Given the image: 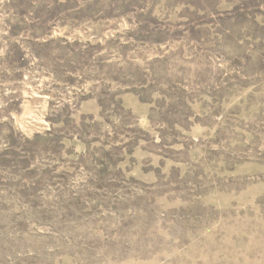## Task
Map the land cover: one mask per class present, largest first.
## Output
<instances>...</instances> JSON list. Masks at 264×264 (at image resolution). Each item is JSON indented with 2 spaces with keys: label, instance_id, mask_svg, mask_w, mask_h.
I'll return each mask as SVG.
<instances>
[{
  "label": "rangeland",
  "instance_id": "1",
  "mask_svg": "<svg viewBox=\"0 0 264 264\" xmlns=\"http://www.w3.org/2000/svg\"><path fill=\"white\" fill-rule=\"evenodd\" d=\"M0 264H264V0H0Z\"/></svg>",
  "mask_w": 264,
  "mask_h": 264
}]
</instances>
